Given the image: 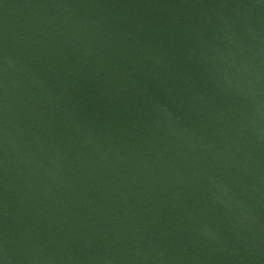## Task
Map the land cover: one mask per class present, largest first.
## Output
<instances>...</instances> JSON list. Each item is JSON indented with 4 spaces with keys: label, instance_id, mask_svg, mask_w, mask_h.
Wrapping results in <instances>:
<instances>
[{
    "label": "water",
    "instance_id": "obj_1",
    "mask_svg": "<svg viewBox=\"0 0 264 264\" xmlns=\"http://www.w3.org/2000/svg\"><path fill=\"white\" fill-rule=\"evenodd\" d=\"M0 264H264V0H0Z\"/></svg>",
    "mask_w": 264,
    "mask_h": 264
}]
</instances>
